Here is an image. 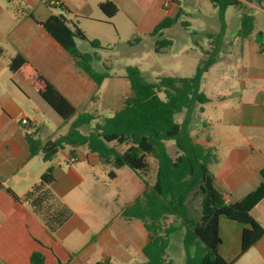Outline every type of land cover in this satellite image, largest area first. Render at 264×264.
Wrapping results in <instances>:
<instances>
[{"label": "crops", "instance_id": "obj_1", "mask_svg": "<svg viewBox=\"0 0 264 264\" xmlns=\"http://www.w3.org/2000/svg\"><path fill=\"white\" fill-rule=\"evenodd\" d=\"M56 1L65 4L70 13L53 12L47 0H18V8L0 0V264H30L33 251L44 254L45 264H55L46 249L48 246L58 253L72 254L68 264H95L104 260L109 264H140L144 260L141 250L147 234L140 221L122 218L121 210L142 193L143 180L126 167L116 171L111 181L117 183L108 184H115L120 195L111 199L115 210L109 215L104 213L107 185L99 183L93 172L95 167L104 166L96 154L84 146H69L68 154L57 157L62 149L49 161H43L40 155L31 156L28 135L34 134L41 142L53 139L38 122L39 113L50 114L61 133L68 123L63 122L22 76L10 72L7 64L16 54L22 55L77 112H91L102 118V109L112 105L109 90L98 93L101 85L96 86L76 67L71 56L29 14L37 21L51 14H63L88 39L98 41L104 48L98 38L88 37L81 21L117 25L121 18L135 31L149 34L165 16H171L172 3L169 0ZM104 1L112 2L117 8L112 18H107L99 9V3ZM237 28L230 38L225 26L221 50L229 62L217 63L230 66L220 69L215 90L209 96L202 88L208 102L202 106L200 113L204 117L198 123L204 130L201 140L210 138L218 159L210 166L214 185L228 202H235L254 190L262 181L260 171L264 169V56L258 53L256 40L249 37L241 43L238 60L227 56L233 50L229 43ZM261 32L264 33V28ZM80 43L76 42L77 48ZM122 98L114 102L117 109ZM22 120L26 123L22 124ZM71 157L77 160L70 162ZM48 167L52 168L54 178L50 191L72 211L70 218L51 237L28 204L15 200L7 191L22 199ZM250 216L264 227V198L251 209ZM242 229L234 221L220 219L219 253L224 259L231 261L239 254ZM251 251L264 262V236L233 264Z\"/></svg>", "mask_w": 264, "mask_h": 264}, {"label": "trees", "instance_id": "obj_2", "mask_svg": "<svg viewBox=\"0 0 264 264\" xmlns=\"http://www.w3.org/2000/svg\"><path fill=\"white\" fill-rule=\"evenodd\" d=\"M5 1L18 8V0ZM54 1L53 8L65 14L70 13L65 4ZM169 1L178 5L176 0ZM256 1L258 4L261 2ZM209 2L217 8L219 31L206 35L210 47L202 49L203 59L198 62L193 75L163 76L148 81L141 76L137 67H126L130 92L122 98L120 107L110 117L100 118L95 113L77 112L22 55L16 54L7 64L10 72L22 76L63 122L68 123L63 133L45 142L34 138V134L28 135L31 156L40 155L43 161H49L66 146H84L88 152L96 154L103 165L109 167L108 179H114L116 171L126 167L143 180L142 193L121 210L122 218L140 221L147 234L141 250L144 260L140 264H170L167 248L172 235L178 231L182 235L183 264H233L264 236V227L250 216L251 209L264 198V169L260 171L262 181L254 190L235 202H228L214 185L210 166L217 163L218 159L210 138L206 136L196 140L189 133L191 120L202 112V106L208 102L202 91L205 73L217 62H229L221 50L226 8L234 7L241 11L232 41L238 45L239 54L241 43L254 29V18L246 12L247 5L243 1ZM98 6L107 18H112L117 12L116 6L110 1L100 2ZM181 15L183 11L178 7L174 15L165 16L148 34L153 40L154 53H163L172 45L170 39L162 37L164 30L178 22L184 28L189 26L188 21L180 20ZM29 17L71 56L75 66L86 73L96 86H100L108 77V74L91 68V63L97 59L95 52H81L76 47L79 41L99 49L98 41L88 39L65 15L51 14L41 21L35 20L31 14ZM138 41L139 38L134 37L128 44ZM232 42L229 43L230 48L233 47ZM256 42L258 53L264 56V33H256ZM181 113L183 119L178 122L175 116ZM83 127L86 131H83ZM167 141L173 143V154L168 150ZM119 146H124L123 150L119 151ZM148 158L154 160L156 165L151 184L146 180ZM53 180L52 168L48 167L39 182L22 199L7 189L15 200L28 204L50 237L72 215V211L50 191ZM221 218L243 226L240 252L231 261L219 253ZM46 249L52 254L55 264H68L73 256L58 253L51 246ZM45 260L41 251H33L30 255V264H45ZM95 264L109 262L104 260Z\"/></svg>", "mask_w": 264, "mask_h": 264}, {"label": "rangeland", "instance_id": "obj_3", "mask_svg": "<svg viewBox=\"0 0 264 264\" xmlns=\"http://www.w3.org/2000/svg\"><path fill=\"white\" fill-rule=\"evenodd\" d=\"M178 5L172 3L171 15H174L178 7L182 9L183 15L180 20L188 21L189 26L184 28L180 23H176L162 33V37L170 39L172 45L169 46L163 53L153 52V40L148 33L135 31L124 19L118 18L117 25L96 24L89 21H81V26L84 28L89 38H98L104 48L92 49L87 43L81 42L78 50L81 52L94 51L97 59L91 63V68L99 73H106L108 77L102 81L98 93L108 91L110 93L112 105L102 109V118L110 117L119 100L130 92L129 82L126 78V67L135 66L139 69L141 76L152 81L163 76L190 77L193 75L198 62L203 59L202 49H208L209 39L207 34L217 33L219 31L218 11L209 0H176ZM247 5L246 12L253 16L254 29L248 39L256 40V33L261 32L264 28V4H258L256 0H242ZM53 12H60L59 9H52ZM241 11L234 7H228L224 11V20L227 25V35L233 34V30L238 26V18ZM120 17V16H119ZM120 19V20H119ZM134 37H138L139 41L136 44H128ZM232 42V41H230ZM233 50L227 54L230 59L238 60L239 51L237 44L232 42ZM230 65L225 63H216L210 66L207 74L204 76L202 88L205 89L209 96L217 84L220 77V69L228 68ZM7 71V70H6ZM117 109V108H116ZM56 115V114H54ZM57 117V116H56ZM204 117L203 114H197L189 125L190 135L201 140L204 130L199 126V121ZM38 122L50 133L51 137H55L62 132L58 130L52 117L47 113H39ZM176 121L181 122L183 113L175 116ZM83 131L86 129L83 127ZM166 145L171 154L174 152L173 143L167 141ZM124 146H119L118 150H123ZM70 147L66 146L64 150L58 153L57 157L63 154H68ZM80 149V148H78ZM149 170L146 174L147 181H153L155 174V162L148 158ZM109 170L108 166H97L93 172L99 183H106L107 189L104 191V199L107 204L104 213H112L115 210V205L111 199L120 195L119 189L115 184L107 178L105 172ZM96 199L93 198V202ZM94 202V204H95ZM197 208V205H195ZM170 264H182L183 249L181 245V232L174 233L171 237L170 244L167 248ZM236 264H264L261 262L254 252H249L241 261Z\"/></svg>", "mask_w": 264, "mask_h": 264}, {"label": "built area", "instance_id": "obj_4", "mask_svg": "<svg viewBox=\"0 0 264 264\" xmlns=\"http://www.w3.org/2000/svg\"><path fill=\"white\" fill-rule=\"evenodd\" d=\"M47 4H48V6L52 7L53 5H55V1L54 0H47ZM21 123L22 124H25L26 123V120H22ZM76 160H77L76 157H71L70 158V162H74Z\"/></svg>", "mask_w": 264, "mask_h": 264}]
</instances>
